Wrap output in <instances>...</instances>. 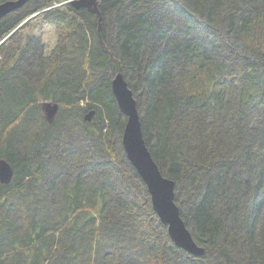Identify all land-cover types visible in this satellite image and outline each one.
I'll list each match as a JSON object with an SVG mask.
<instances>
[{
	"label": "trees",
	"instance_id": "16d2710c",
	"mask_svg": "<svg viewBox=\"0 0 264 264\" xmlns=\"http://www.w3.org/2000/svg\"><path fill=\"white\" fill-rule=\"evenodd\" d=\"M69 1L0 22V53L37 16L58 35L47 58L34 37L0 61V264H264V0H99L100 24ZM119 72L201 258L128 164Z\"/></svg>",
	"mask_w": 264,
	"mask_h": 264
},
{
	"label": "water",
	"instance_id": "95a60500",
	"mask_svg": "<svg viewBox=\"0 0 264 264\" xmlns=\"http://www.w3.org/2000/svg\"><path fill=\"white\" fill-rule=\"evenodd\" d=\"M30 1L32 0H11L1 3L0 22L22 9ZM70 3L76 10L86 9L92 15H97L99 24L101 23L99 0H73ZM114 76L111 91L120 114L126 118V126L121 138L126 157L137 172V176L145 184L154 213L162 225L168 227L169 237L180 249L189 252L193 257H203L206 250L195 242L179 212L180 209L176 203V183L162 175L143 138L138 101L123 74L119 72ZM94 114H96L95 110H91L86 116V121L92 122ZM13 177L14 169L11 163L0 159V183L8 186Z\"/></svg>",
	"mask_w": 264,
	"mask_h": 264
},
{
	"label": "rangeland",
	"instance_id": "374dc122",
	"mask_svg": "<svg viewBox=\"0 0 264 264\" xmlns=\"http://www.w3.org/2000/svg\"><path fill=\"white\" fill-rule=\"evenodd\" d=\"M71 1H73V0H70V2ZM34 16H37V15L35 14ZM34 16H32V17H34ZM32 17H30L29 19H31ZM55 28L56 27L54 25H50L49 23H47L44 17H41V16L35 17L29 23L27 28L22 29V30L20 29L14 35L13 40H11L10 43H8L3 48V52L0 53V61L5 60L7 58H11L13 54H16L18 49L23 48L24 46L27 45V43H28L27 41L30 38H34V37L39 38L41 40V46H42L41 48L43 49V55L46 58L49 57L51 55V53L54 52V50L57 48V45H58V35H57V31ZM43 107H44V113L46 115L45 117H47L51 121L54 120L56 117V113H57L56 106L54 104H52L51 102L50 103L44 102ZM122 148H123V146H122ZM123 152L125 154L124 148H123ZM125 157H126V154H125ZM126 159H127V157H126ZM127 161H128V159H127ZM128 164H130V162ZM132 168H133V166H132ZM167 231H168V229H167ZM194 258H198V257H194Z\"/></svg>",
	"mask_w": 264,
	"mask_h": 264
},
{
	"label": "bare ground",
	"instance_id": "6f19581e",
	"mask_svg": "<svg viewBox=\"0 0 264 264\" xmlns=\"http://www.w3.org/2000/svg\"><path fill=\"white\" fill-rule=\"evenodd\" d=\"M23 25V24H22ZM100 32V31H99ZM100 39V38H99ZM104 42V41H103ZM153 157V156H152ZM154 159V158H153ZM155 161V160H154ZM13 167V166H12ZM14 169V168H13ZM175 182V181H174ZM176 183V182H175ZM178 205V204H177ZM179 207V206H178ZM167 229H168V227H167ZM168 235H169V233H168ZM170 236V235H169ZM168 236V237H169ZM170 239H171V237H170ZM172 240V239H171ZM173 241V240H172ZM174 243V242H173ZM174 245L176 246V247H178L175 243H174ZM179 248V247H178ZM185 251V250H184ZM186 253H188L189 255H191L189 252H187V251H185ZM192 256V255H191Z\"/></svg>",
	"mask_w": 264,
	"mask_h": 264
}]
</instances>
